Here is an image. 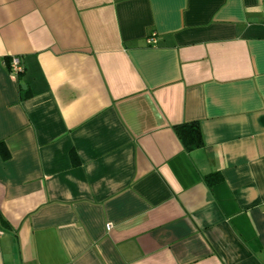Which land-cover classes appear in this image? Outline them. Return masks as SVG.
Segmentation results:
<instances>
[{"label": "crops", "instance_id": "1", "mask_svg": "<svg viewBox=\"0 0 264 264\" xmlns=\"http://www.w3.org/2000/svg\"><path fill=\"white\" fill-rule=\"evenodd\" d=\"M0 144V264H264V0H0Z\"/></svg>", "mask_w": 264, "mask_h": 264}, {"label": "trees", "instance_id": "2", "mask_svg": "<svg viewBox=\"0 0 264 264\" xmlns=\"http://www.w3.org/2000/svg\"><path fill=\"white\" fill-rule=\"evenodd\" d=\"M29 92H26L23 96L27 97ZM173 129L181 140L185 148L191 149L201 144V133L200 128L197 122H187L173 125ZM0 150L3 153V157L6 158L8 156L6 150L3 145L0 144Z\"/></svg>", "mask_w": 264, "mask_h": 264}, {"label": "built area", "instance_id": "3", "mask_svg": "<svg viewBox=\"0 0 264 264\" xmlns=\"http://www.w3.org/2000/svg\"><path fill=\"white\" fill-rule=\"evenodd\" d=\"M9 69L15 74H18L23 70V64L18 56H13L10 58ZM110 226H111L110 223L105 225L107 230L110 229Z\"/></svg>", "mask_w": 264, "mask_h": 264}]
</instances>
